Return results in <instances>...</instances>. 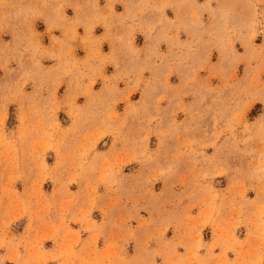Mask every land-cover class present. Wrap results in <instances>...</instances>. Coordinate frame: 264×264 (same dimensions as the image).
<instances>
[{
	"label": "rangeland",
	"instance_id": "1",
	"mask_svg": "<svg viewBox=\"0 0 264 264\" xmlns=\"http://www.w3.org/2000/svg\"><path fill=\"white\" fill-rule=\"evenodd\" d=\"M0 264H264V0H0Z\"/></svg>",
	"mask_w": 264,
	"mask_h": 264
}]
</instances>
